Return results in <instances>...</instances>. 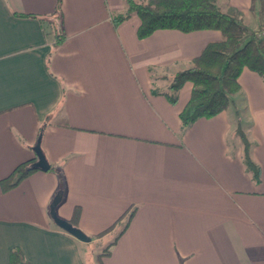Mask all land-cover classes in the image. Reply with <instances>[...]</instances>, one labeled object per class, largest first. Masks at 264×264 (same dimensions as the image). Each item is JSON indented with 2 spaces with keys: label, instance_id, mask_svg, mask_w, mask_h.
<instances>
[{
  "label": "crops",
  "instance_id": "0c3cea01",
  "mask_svg": "<svg viewBox=\"0 0 264 264\" xmlns=\"http://www.w3.org/2000/svg\"><path fill=\"white\" fill-rule=\"evenodd\" d=\"M217 2L252 29L263 21L264 0ZM56 4L0 0V181L36 158L40 132L55 168L8 190L0 183V264L14 248L32 264H264L262 77L244 68L234 104L182 130L192 82L176 103L152 88H166L162 75L189 67L221 32L140 38L137 14L112 19L126 0H62L66 38L55 46ZM238 117L259 182L243 160ZM56 195L58 216L70 221L78 207L75 226L91 241L54 222Z\"/></svg>",
  "mask_w": 264,
  "mask_h": 264
},
{
  "label": "trees",
  "instance_id": "16d2710c",
  "mask_svg": "<svg viewBox=\"0 0 264 264\" xmlns=\"http://www.w3.org/2000/svg\"><path fill=\"white\" fill-rule=\"evenodd\" d=\"M61 5L62 0H57L53 19L48 21L55 46H59L66 38ZM133 14L141 19L138 28L140 38L147 37L158 29H178L183 32L216 29L222 34L220 39L209 41L201 53L192 59L189 67L178 70L171 76L162 75L169 79L166 88H152L153 94H162L171 103H176L184 83L192 82L190 99L180 112L182 130L197 119L213 117L234 104V96L242 89L239 77L244 68L257 72L264 81V12L262 23L257 29H252L240 16L223 11L217 0H126V9L112 15V19L118 25ZM53 20L59 23L58 27ZM150 70L154 78H157V70L153 67ZM236 112L239 116L238 109ZM235 134L240 136L244 144L243 160L246 169L259 182L261 168L251 156L252 142L243 129L240 117L237 119ZM35 159L16 166L9 176L0 181L2 188L8 190L14 187L35 171L36 168L32 167ZM51 168L55 170L54 166ZM56 171L63 184L60 170ZM132 214L133 211L129 218ZM78 216L79 208L76 207L70 222L75 225ZM11 264L32 263L25 258L20 248H14L11 252Z\"/></svg>",
  "mask_w": 264,
  "mask_h": 264
},
{
  "label": "water",
  "instance_id": "95a60500",
  "mask_svg": "<svg viewBox=\"0 0 264 264\" xmlns=\"http://www.w3.org/2000/svg\"><path fill=\"white\" fill-rule=\"evenodd\" d=\"M41 140H42V134L40 133L36 143L33 146V150L36 154V159L32 164V167L47 171L50 169L51 165L42 149ZM59 201H60V195H56L50 204V215L54 220V222L57 225H59L61 228L65 229L66 231L77 237L78 239L82 241H91L92 239L91 236L86 234L84 231H82L79 227L72 224L70 221L58 216L56 208Z\"/></svg>",
  "mask_w": 264,
  "mask_h": 264
},
{
  "label": "rangeland",
  "instance_id": "374dc122",
  "mask_svg": "<svg viewBox=\"0 0 264 264\" xmlns=\"http://www.w3.org/2000/svg\"><path fill=\"white\" fill-rule=\"evenodd\" d=\"M98 246L101 248V250H104L107 247V246H100V245H98ZM98 246H96V244H94V243L92 244V247H98Z\"/></svg>",
  "mask_w": 264,
  "mask_h": 264
}]
</instances>
